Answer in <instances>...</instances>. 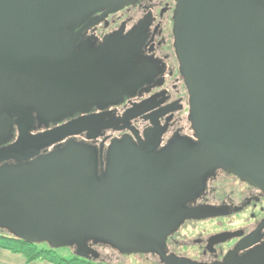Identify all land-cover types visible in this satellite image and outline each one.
<instances>
[{
  "label": "water",
  "instance_id": "1",
  "mask_svg": "<svg viewBox=\"0 0 264 264\" xmlns=\"http://www.w3.org/2000/svg\"><path fill=\"white\" fill-rule=\"evenodd\" d=\"M130 1L0 0V143L8 141L12 124L6 100L29 121L27 107L45 120H58L84 104L114 102L127 92L128 42L119 41L111 81L106 73L86 72L68 27L92 10L112 11ZM173 33L198 142L177 141L155 154L123 138L112 144L99 174L95 150L74 142L30 162L3 165L0 228L51 248L74 244V254L85 259L98 256L89 239L126 254L161 252L183 217L209 214L184 202L211 168L264 191V0H176ZM106 41L104 48L111 38ZM78 121L53 132L69 134L67 128ZM11 148H0V159ZM249 244L250 237L243 238L218 264H264V242L237 255Z\"/></svg>",
  "mask_w": 264,
  "mask_h": 264
},
{
  "label": "flooded vegetation",
  "instance_id": "2",
  "mask_svg": "<svg viewBox=\"0 0 264 264\" xmlns=\"http://www.w3.org/2000/svg\"><path fill=\"white\" fill-rule=\"evenodd\" d=\"M175 8L176 0H133L112 11L92 10L71 23L68 28L74 51L83 54L86 72L93 75L106 73L114 81L119 41L128 42L132 85L119 100L84 104L58 120H45L35 108L27 107L32 116L29 121L17 104L6 100L4 105L12 116V124L9 139L1 142L0 148H12L10 156L0 159V167L30 162L74 142L95 150L99 174L105 171L110 147L123 138L136 148L155 154L177 141L196 144L189 94L174 44ZM109 38L111 42L104 48ZM75 120L78 123L65 131L69 134L53 132ZM184 206L202 208L209 214L183 217L165 237L161 252H140L151 264H173L164 256L194 264H218L243 238L250 237V244L239 249L237 255L264 242V191L220 167L215 166L204 175L200 188ZM86 243L98 252L96 258L87 259L91 261L103 263L110 258L106 249L120 257L136 254L123 253L103 241L89 239Z\"/></svg>",
  "mask_w": 264,
  "mask_h": 264
},
{
  "label": "trees",
  "instance_id": "3",
  "mask_svg": "<svg viewBox=\"0 0 264 264\" xmlns=\"http://www.w3.org/2000/svg\"><path fill=\"white\" fill-rule=\"evenodd\" d=\"M0 248L23 254L27 263L34 260H47L50 264H102L98 261L78 257L73 252V245L51 248L48 242L41 244L29 242L6 230H0ZM66 248L71 249L70 254L59 252L60 249Z\"/></svg>",
  "mask_w": 264,
  "mask_h": 264
},
{
  "label": "rangeland",
  "instance_id": "4",
  "mask_svg": "<svg viewBox=\"0 0 264 264\" xmlns=\"http://www.w3.org/2000/svg\"><path fill=\"white\" fill-rule=\"evenodd\" d=\"M110 252V258H107L106 261H104L102 264H151L150 261H148L145 258V255H142L141 253L132 254L130 256H117L116 253L112 254V250H108ZM7 251V250H6ZM10 252V251H9ZM59 252L64 254H70L71 249H60ZM13 253V252H11ZM14 254V253H13ZM18 254V253H17ZM19 255H23L19 253ZM24 257V256H23Z\"/></svg>",
  "mask_w": 264,
  "mask_h": 264
},
{
  "label": "crops",
  "instance_id": "5",
  "mask_svg": "<svg viewBox=\"0 0 264 264\" xmlns=\"http://www.w3.org/2000/svg\"><path fill=\"white\" fill-rule=\"evenodd\" d=\"M0 248V264H50L47 260H34L31 262H26L23 255L19 253H11L9 250Z\"/></svg>",
  "mask_w": 264,
  "mask_h": 264
}]
</instances>
